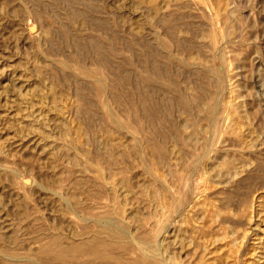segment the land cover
<instances>
[{"label":"rangeland","instance_id":"1","mask_svg":"<svg viewBox=\"0 0 264 264\" xmlns=\"http://www.w3.org/2000/svg\"><path fill=\"white\" fill-rule=\"evenodd\" d=\"M106 221L264 264V0H0V264Z\"/></svg>","mask_w":264,"mask_h":264},{"label":"bare ground","instance_id":"2","mask_svg":"<svg viewBox=\"0 0 264 264\" xmlns=\"http://www.w3.org/2000/svg\"><path fill=\"white\" fill-rule=\"evenodd\" d=\"M177 201L176 198L174 199V197L172 198L170 196H165L162 200L161 210L164 212L166 223L172 211L170 209L174 202L176 203ZM172 221L173 220H171V222ZM178 225L182 227L184 225L187 229H182L180 226V228L178 227V235L175 236L173 244L170 247L165 240L158 241L157 244L154 242L156 245L153 243L152 247H154L155 250L151 249L149 244L144 245V242L143 245H137L127 233H124L120 229L118 230L117 227L112 226V222L109 221H106L103 225V228L106 230L100 229L85 233L79 246L84 252L83 254L86 255L85 257L97 264H186L183 263L181 256H184L183 260L184 258L189 259L188 262L190 264H202L203 258L201 255H203L204 252L202 254V248H200V243L198 242L197 227L194 223L192 225L186 221ZM171 226L172 225H168L164 228V235L167 228ZM167 232H169V230ZM189 232L191 236H189V238H183V235ZM171 248L175 250V252L171 253ZM56 255L57 257L62 256L60 251H56Z\"/></svg>","mask_w":264,"mask_h":264}]
</instances>
